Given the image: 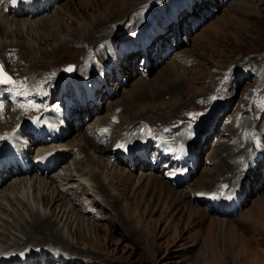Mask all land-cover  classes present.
I'll return each mask as SVG.
<instances>
[{
	"label": "rangeland",
	"instance_id": "rangeland-1",
	"mask_svg": "<svg viewBox=\"0 0 264 264\" xmlns=\"http://www.w3.org/2000/svg\"><path fill=\"white\" fill-rule=\"evenodd\" d=\"M146 1L60 0L55 6L33 17L2 13L15 23L25 24L24 28L28 30H16L6 35L7 31L2 25L0 40H17L19 45L16 46L17 50H13L19 55L18 70L31 73L65 64L73 65L84 55L86 45L105 42L108 37L122 30L123 25L131 19L128 13ZM216 2L215 13L192 33V37L186 38L185 43L177 45L179 51L174 57L151 66L146 77L134 72L133 67L138 65L139 59L132 63L133 67L127 62L123 66L124 73L137 75L128 78L126 84L114 88L115 94L110 97V103L102 105L100 110L99 107L88 109L89 115L99 110L90 117V126H109L112 140L119 136L114 140L119 143L122 129L131 122L143 119L151 123L173 124L184 117L186 109L204 111L205 105L198 101L211 92L215 78L222 70L238 63L229 85L233 88V101L221 114L217 113V105L210 106L214 112L207 120L214 133L201 145L205 154L190 180L176 186L165 180L149 163L133 166L134 169L148 168L150 171L132 170L120 163L115 164L110 161V156H113L111 145L107 148L98 143L101 136L97 139L91 136V131H87L89 127L72 130L60 144L55 145L57 148L54 149L58 151L55 159L65 158L60 166L51 172L41 171L40 174L47 173L46 176L28 172L6 178L0 184V237L20 234L17 224L22 220V215L27 213L20 203H8L3 194L9 193L8 188L15 178L26 177L29 180L17 188L25 191V196L32 195L31 190L28 193L30 182L27 181L40 176L52 182L51 186L45 188L47 192L60 186L59 190L64 196L62 200L70 203L66 206L71 209L68 214L73 221L69 225L71 228L64 226L66 217L59 225L63 243L70 244L67 249L61 243L57 245L59 248L56 247L59 250L65 248L64 251L68 253L63 251L66 261L61 264H86L84 260H88L87 264H264V186L251 193L242 208L232 215L211 212L195 197L198 193L208 194L213 190L226 189V181L230 178L233 180L238 176L241 183L247 179L250 187L256 179L250 170L238 175L240 162L233 159L234 156L240 157L248 145L237 144L225 133H233L236 129L237 124L228 122L229 116L246 101L243 93L248 92L251 86L250 80L237 84L239 77L235 73L238 70L239 74L243 73V69H240L242 58L244 55L264 53V0ZM171 3L169 0V4L161 11L151 13L148 6L145 10L157 21ZM2 14L0 20H7ZM100 14L106 18L97 19L100 25L95 27L91 35L86 34V28L81 30V23L89 22ZM47 20H51L48 26L44 24ZM175 34V41H178L182 34L177 31ZM132 38L130 35L121 43L115 37L113 40L116 47L125 48ZM3 51L1 49L0 54H4ZM117 107L121 108L119 113L115 111ZM114 118L119 119L118 123L112 121L115 126L111 122ZM247 118L248 124L254 123V116ZM6 122L7 118L1 120L5 127ZM69 126L72 127V124ZM44 146L54 145L44 144L41 148ZM21 148L24 149L23 144ZM22 153H18V156L21 157ZM79 154L80 158L76 156ZM121 170L126 172L127 178H122L118 173ZM63 173L73 178L66 182L64 176L59 177ZM75 181L76 193L73 194L69 186ZM18 189L15 191L18 192ZM40 192L37 189L36 193ZM218 192L209 195L217 200ZM34 195L29 198L34 206L48 211V207L34 202ZM87 203L93 209H85ZM43 224L32 226L34 233L27 235V238L31 239L33 235L40 239L39 243H50V239L44 238ZM1 238L0 245L4 246L9 240ZM31 241L25 240L24 244H20V249L37 244ZM43 246L45 250L49 245ZM71 256L73 259L68 260ZM29 258L36 257L33 254Z\"/></svg>",
	"mask_w": 264,
	"mask_h": 264
},
{
	"label": "bare ground",
	"instance_id": "bare-ground-1",
	"mask_svg": "<svg viewBox=\"0 0 264 264\" xmlns=\"http://www.w3.org/2000/svg\"><path fill=\"white\" fill-rule=\"evenodd\" d=\"M87 1H91V0H87ZM2 15H4V14H2ZM4 17H5V15H4ZM0 18H1V16H0ZM105 18H106V16L105 15H102V14H100L98 16H95L89 22L81 23V30H82V28L83 29L86 28L85 29V30H87V33L86 34L91 35V32L94 31L95 27L100 25V24H98V20L97 19L102 20V19H105ZM6 19L7 20H4V18H3V21L0 20V26L3 25V27L5 28V29L4 28L3 29L5 31H7V34L6 35H9V34H11L9 32H15L16 30H18V31L28 30V29H25L24 28V25L25 24H22L21 25L19 23H15L14 21H11L8 18H6ZM50 21L51 20L44 21V24L46 26H48L50 24L49 23ZM13 24L16 26L15 29L13 28V27H15V26H13ZM29 24H31V22ZM100 33H102V32H100ZM48 35H49V33H48ZM102 39H104V38H102ZM18 45L19 44L17 43V40L16 41H11V42H5L2 39L0 40V50L1 49H4V50L7 51V52L5 51V54H4V58L6 59V62L8 61V58L10 57V54H12V53L15 52V50H13V49H16L17 50L16 46H18ZM63 45H64V43H63ZM7 47H9V48H7ZM87 112L89 113L90 110L87 109ZM1 120L2 119H0V132H2L4 129L7 128V127H5L4 124L1 123ZM8 141H9V139H8ZM22 141H23L22 144H23L24 148L25 147H28V144H29L28 142L29 141L27 139H24ZM22 144H21V146H22ZM21 146H20V148H21ZM53 148H57V146H55V145L54 146H44L43 149H45V150L47 149L48 150V149H53ZM4 152H5L4 149L0 147V161H2V162H12L13 161V158L11 157V155L9 154V152H8V154H5ZM17 152L18 153H21L22 150H17L16 151V153L13 156L14 159L15 160H18L24 166H27V165L29 166V163H26V158L23 155H21V157L18 156V153ZM35 167H36V165H33L32 166V169L30 171H32ZM48 170H50V169H48ZM43 171L46 172L47 170L45 171V168H44L42 170V172ZM117 171H118V169H117ZM17 172H22V170H20V168H18V171ZM12 173H13L12 167L5 168V163H4L2 165V168H0V184L3 182V180L5 179L6 176H8L9 174H12ZM24 173H28V172H24ZM118 173H120L122 175V178H127V174H126V172L124 170H121ZM70 178H73V177L66 175L63 179L66 182H68ZM26 180H29V179H26V177H18V178H15L14 183H11L10 182L11 184H10V186L8 188L9 189V193L3 194V196L6 197V201L8 203H10V204L16 203V202L20 203L22 206H24V210L27 211V213L25 215H22V217H23L22 220L20 222H18V224H17L18 231L22 235H20V234L13 235L12 234L11 236L10 235H6V236H1L2 238L0 237L1 239L7 238L9 241L10 240L13 241L9 245H7L9 241H6L4 243L5 245L3 244L4 246H1L0 245V255L3 254V253H12V252H15V251H17V252L22 251L23 249H20V247H21L20 244H24L25 243V240H29V241L32 240L31 243L36 242L37 244H35V245L40 246V247L42 246L40 248V249H42L41 251H43V247H45V246H43V244L44 245H47L48 244L49 246H52L53 244H55L52 247H55L56 248V247H58L57 246L58 243H61L67 249V247H69L70 244L63 243L64 237H63V235L60 234L61 228H59L60 227L59 225H60V222L66 217L65 220H64V226L67 229H69V228H71V227H69V225L72 224L73 221H72V217H69V215H68L69 212L71 211V209H68L67 206H69L70 203H65L66 201L65 200H62L64 198V196H63V192L59 190L60 186L59 187L56 186V187H54L52 189L51 192H47L45 190V188L47 186H51L52 185V182L49 183L48 181H45V179H43L42 177L39 176V177H36L34 179H30V181H27V183L30 182L29 183L30 186L28 187V189H29L28 190V193L30 194V190H31L32 191V195L25 196V194L23 193L25 191H22V190L20 191L17 187L20 188V185H22L23 183H26ZM10 188H11V190H10ZM15 189H18L19 191L17 190L18 192H16ZM37 189L40 190L41 192L40 193H36ZM33 195H34V198H32V199L34 200V202L35 201L37 203L39 202L40 204H42L43 207H48L49 210L48 211H46V210L42 211L38 207H35L34 204L31 202V200L29 199ZM19 216H21V215H19ZM43 222H44V224H43ZM37 224H39V226H40V224H43V227L45 229L44 230L45 233L44 232H42V233H44V235H45L44 238L46 237V240H49L50 239L49 240L50 243H48V242L42 243L43 241L41 243H39L40 242V239H38V237H36V238L33 237V235L30 236L31 239H28L27 238V235H30V234H33L34 233V231L32 229L33 228L32 226L37 225ZM6 225L8 226V224H6ZM39 229L40 228H38V230ZM67 231H70V230H67ZM39 233H41V232H39ZM45 243H47V244H45ZM35 245H34V247L35 248H38ZM27 246H29V245H27ZM26 247H24V248H26ZM64 249L65 248H63L62 250H64ZM33 253H35V252H33ZM75 255H76V253H75ZM37 256H39V254L38 255L37 254H34V257H37ZM40 257H43V255H41ZM74 258L77 259L76 257H74ZM3 259L4 258L2 256H0V262ZM64 259H66V258H64ZM72 259H73V256H71V258H68V260H72ZM28 262H27L28 264H35V262H33V259H30V258L28 259Z\"/></svg>",
	"mask_w": 264,
	"mask_h": 264
},
{
	"label": "snow or ice",
	"instance_id": "snow-or-ice-1",
	"mask_svg": "<svg viewBox=\"0 0 264 264\" xmlns=\"http://www.w3.org/2000/svg\"><path fill=\"white\" fill-rule=\"evenodd\" d=\"M0 83H14L11 77L7 76V73L3 71L2 66H0ZM189 115L197 116V115H202V113L201 114L190 113ZM120 147H123V145H120Z\"/></svg>",
	"mask_w": 264,
	"mask_h": 264
}]
</instances>
